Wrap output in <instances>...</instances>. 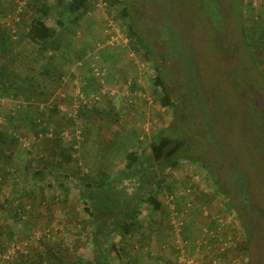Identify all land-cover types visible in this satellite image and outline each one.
Masks as SVG:
<instances>
[{"label":"rangeland","instance_id":"rangeland-1","mask_svg":"<svg viewBox=\"0 0 264 264\" xmlns=\"http://www.w3.org/2000/svg\"><path fill=\"white\" fill-rule=\"evenodd\" d=\"M44 1L56 0H0L6 35L0 42V264H89L96 256L93 225L79 191L85 182L96 186L115 175L127 154L140 152L158 129L176 132L183 123L195 160L180 158L164 170L152 189L160 208L140 204L130 232L115 233L113 247L99 248L111 264H175L178 256L189 264H264V0H242L252 6L245 4L240 20L249 42L259 45L254 61L241 22L228 12L235 0H212L223 15L219 32L200 11L190 19L189 10H200L195 0H126L127 18L120 5L92 0L90 13H65L61 24L42 15L56 34L41 46L25 32ZM130 20L161 63L178 115L160 102L143 47L136 52L128 39L108 40L107 24L111 33L128 34ZM185 67L194 73L186 83L193 102L186 103L180 89ZM47 128L51 137L25 146L23 138ZM132 182H124L129 193ZM187 187L189 207L181 194ZM174 207L183 233L167 227ZM223 211L232 222L208 243L204 230Z\"/></svg>","mask_w":264,"mask_h":264},{"label":"trees","instance_id":"trees-1","mask_svg":"<svg viewBox=\"0 0 264 264\" xmlns=\"http://www.w3.org/2000/svg\"><path fill=\"white\" fill-rule=\"evenodd\" d=\"M176 1L178 2L181 0ZM103 2L105 4L107 3L110 7L120 5V14L126 18L130 16L126 0H103ZM195 2L197 7L200 5V10H189L191 15L190 19L192 21L197 20L198 12L200 11L204 14V18L207 20L209 27L215 29L214 31L219 32L218 27L222 24L221 17L223 15L219 12L217 3L214 7L212 6L214 5L212 0H195ZM245 4H247L248 7L251 6L248 2L243 3L242 0H235L232 4L231 9H229L228 12L234 20L238 18L239 22L242 21L240 19L242 16V8ZM93 8L94 4L92 5V0H56L53 5L44 1L40 6H37V10L40 14L32 16L27 26L26 36L31 41L38 43L41 46H44L46 42L48 44L52 43L54 42L53 38L56 31L54 28L46 25L44 20H42V15H53L55 20L61 24V16L63 14L69 13L74 18H78L80 14L90 13ZM256 16L262 20L260 15ZM162 20L164 21L165 18ZM239 25L243 43L247 47L246 52L252 61H254L253 49L259 53V49H257L259 48V45L256 44L255 41L252 45L248 39L247 27L244 26L242 22ZM252 25L258 26L259 24L253 20ZM127 30L128 34H124L123 32L122 34L128 38V43L131 44L132 50L137 52L140 49L139 47H143V51L148 54L146 55V58L152 61L156 72L153 76V83L156 87H159L162 92L160 102L165 106L175 108L174 113L178 115V105L176 106L175 104H172L170 100V93L166 88L163 71L161 70L162 65L159 63V60H157L156 54L150 51L151 46L131 20L128 21ZM164 34L167 35V32L165 31ZM260 34L262 38L264 36L262 35L263 32H260ZM129 35L133 39H131ZM0 42L2 45L6 42V35L1 29ZM46 48H48V46ZM183 73L184 75L181 80L182 83L180 85V89L182 88L185 93L184 102L186 103L187 99L189 102H193V98L190 95L191 90L189 91V86L186 85V83L188 80L194 78V73L192 72V68L189 67H185ZM183 79L185 80L183 81ZM253 106V103H249L247 110L253 112ZM254 117L250 119L253 127H255V123L258 120V118ZM259 123L260 125H263L262 121H259ZM178 128L179 129L176 132H171V129L167 128L158 129L151 141L146 143L140 152L133 150L130 154H127L128 157L125 165L117 170L115 175L106 176L104 179L96 182V186L92 184L93 182L91 184L85 182L84 187L79 191V199L84 205V211H86L91 217L93 225V250L96 256L88 262L89 264H111L99 247L104 243L110 244V246L113 247V244L109 242L110 236H113L115 233L122 234V232H124L126 234L130 232L132 226L136 224L133 220L139 214L140 204L145 202L150 203L154 209L160 208L161 203L155 197L157 193L154 194L152 189L161 185L164 170L174 168L180 158L195 160L190 153V149L193 147V144L191 142L188 143V126L183 123L182 126H178ZM263 130L261 131L263 132ZM1 134L3 135L4 133L2 132ZM208 139L210 142H214L213 136L209 135ZM73 140L75 142V139ZM147 149H149V152H146ZM34 176L38 179H43L44 173L42 171H36ZM125 181H133L132 183H134L135 187L130 193L125 189ZM58 184L63 187L62 190H67L63 183ZM168 194H173V192ZM170 202L175 204V201L170 200ZM175 209L177 211L179 210L176 207ZM190 213L191 212H186L185 217L187 215L192 217L193 214ZM166 224L170 231H172V224L169 222H166ZM211 224L212 222L208 225L209 228H211ZM183 229L184 227L180 230V232L183 233ZM171 234H173V232ZM183 238L188 240L187 235H183ZM76 264H80V262Z\"/></svg>","mask_w":264,"mask_h":264},{"label":"built area","instance_id":"built-area-1","mask_svg":"<svg viewBox=\"0 0 264 264\" xmlns=\"http://www.w3.org/2000/svg\"><path fill=\"white\" fill-rule=\"evenodd\" d=\"M104 32L108 36V38H109L108 40L110 41L112 39V40H114L115 43L122 44L123 42L125 43L127 41V39H128L122 33H121V35H118L117 33H111L110 32V28H109V24H107L105 26ZM121 36H122V39H121ZM92 74L99 75L98 69L97 68H92ZM95 98H97V97H95ZM51 130H52L51 128H47V129H45V131H40L39 133H37L36 135L32 136L31 138H28V139H26V137L23 138V140H27V143H24L25 146L34 145V144L40 142L43 138L51 137L52 136V131ZM62 137L64 139H66V138L70 139L69 134H66V133L64 135H62ZM181 194L184 195L185 197H187V199L185 200V202H186L185 206L186 207L191 206L192 199L189 197L190 188L187 187L184 191L181 192ZM168 197L170 199H172V201H175V193H173L171 195L169 194ZM218 214H220V216L217 218V221L213 220L212 224H211V228H210L211 230L207 231V233L209 235V238L207 239L208 243H209L210 237H216L218 233H220L221 231L224 230V227L229 226L230 223L232 222L233 215H231L230 212L223 211V212L218 213ZM177 215H178V211L174 207L173 211H172V216H171V218H173L172 222H171V224L173 226V230H172L173 233L175 232V230L179 232L183 228V223L184 222H183V220L181 218L179 219L177 217ZM190 261L191 260H189L188 257L178 256L176 261H175V264H189Z\"/></svg>","mask_w":264,"mask_h":264},{"label":"crops","instance_id":"crops-1","mask_svg":"<svg viewBox=\"0 0 264 264\" xmlns=\"http://www.w3.org/2000/svg\"><path fill=\"white\" fill-rule=\"evenodd\" d=\"M25 33H26V32H25ZM1 126H2V125H1ZM1 126H0V127H1ZM1 135H2V134H1ZM3 135H4V134H3ZM197 203H198V202H197ZM201 230H202V229H201ZM204 231H205V232H204V233H205L204 235H205L206 239H208V238H209V235H208V233H207L206 230H204ZM192 232H193V229H192Z\"/></svg>","mask_w":264,"mask_h":264}]
</instances>
